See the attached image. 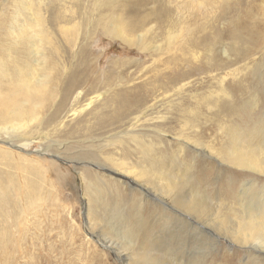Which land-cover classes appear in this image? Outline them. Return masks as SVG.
I'll return each instance as SVG.
<instances>
[{
  "label": "bare ground",
  "instance_id": "1",
  "mask_svg": "<svg viewBox=\"0 0 264 264\" xmlns=\"http://www.w3.org/2000/svg\"><path fill=\"white\" fill-rule=\"evenodd\" d=\"M161 1L163 0L129 2L127 13L131 18L126 25L128 31L124 34L119 28L107 27L102 23L106 17L102 15L104 12L108 13L109 21L114 25L120 22L118 13L114 10L117 1L97 0L98 9H102L99 12V20L103 34L118 37L121 43L130 48L135 47L138 53H146L153 47L145 38L146 29L151 21L155 23L157 18L166 16V13L158 10L159 4H163ZM200 1L202 7L208 6V0ZM150 3L153 4L154 10L149 9L144 16L139 17L141 7L149 6ZM214 4L217 16L228 26V35L234 43V47L222 50L224 56L230 51L234 57L232 60L237 66L233 73L227 74V77L231 76L233 83H228L225 88L221 81V88L216 91L215 100L214 97H205L196 104L195 108H190L185 113H172L173 116H177L172 121L180 126L176 137L178 140L175 138L173 140L177 145L172 150L169 148L170 144L168 149L163 145L160 139L163 137L162 132L158 131L146 135L132 129L122 135L106 139L108 145L120 144L122 147L121 162L112 163V160L107 158L112 163L113 170H111L114 175L128 181L133 187L144 188L145 195L141 193L138 197H134L129 193L130 197L125 204L123 198L126 196H120L117 188L112 193V186L103 182L97 175L94 178L98 179L101 186L87 182L89 201L87 207L88 212L91 213V220L97 224L100 222L103 216L101 212L109 206L104 199L105 196L110 198L113 212L121 216L122 224L119 225L126 233L125 238L132 253L121 254L120 260L133 261L135 264H211L221 250L219 239L225 238L228 243L226 251L231 253L226 261L229 258L231 260L240 258L243 264H264V104L261 98L264 97V71H261L264 67L254 63L257 51L264 50L262 40L264 34L260 29L264 26V0H214ZM26 10L22 6L16 10V14L24 13ZM25 15L26 20L17 23L13 20L7 28L2 29L4 37L0 35V54L8 52L7 58H10L7 63L5 58L0 57V138H5L1 141L3 144L20 152L28 143L40 137L48 141L46 136L35 138L33 135L35 129L42 125L39 120L41 111L54 103L61 81L59 77L63 75L59 66V52L56 49L48 53L36 49V42L42 46L47 44L43 41L46 38L42 32L38 35L39 39L37 38L33 30L40 27V23L29 18V14ZM215 20L217 24L216 16ZM97 24L99 25V22ZM232 27L233 32H231ZM181 32L185 34L188 46L194 47L188 48L189 53L197 49L216 51L221 46L222 37L226 33L224 30H219L217 25H212L206 18L202 23H192V28L168 31V40L170 42L177 40ZM183 49L184 45L180 46V53L177 54L175 51L174 54L169 55L168 62H165L169 67L166 71L153 74L152 79L156 87L152 88V92L163 88L161 80L165 79L169 85H177L194 72L199 70L210 72L215 68L211 64L208 67L205 64L200 68L193 67L192 60L182 55ZM186 68L188 71L185 73L183 71ZM83 72V69L81 72L75 69L66 85L63 88L62 84L60 85V89L63 90L56 113L66 108L64 105L74 90L87 80L77 79L79 73L84 78L86 74ZM247 81H250L248 85L245 84ZM136 88L138 91L117 94L113 101L115 105L118 104L116 109H121L120 112L112 113L107 119L99 116L93 123V129L102 131L109 126L112 127L120 120H126L135 114L129 113L132 107H136L137 110L143 107L146 98L150 97V92L144 85ZM233 92L238 95L235 105L230 99V93ZM246 105H248V113H246ZM203 107H209L212 112L208 114L211 115L214 130L220 136L218 140L220 144L203 143V133L206 128L204 125L210 119L208 115L206 116L207 113H200ZM219 109L221 113H215ZM231 113H238L236 119L243 124L248 120L251 129L244 131L236 125L237 123L235 126L232 125L233 123H224L222 120L225 116L222 115ZM244 115H247V118ZM17 143L21 146L14 145ZM203 155L212 159L214 163L209 164L197 159L198 156L203 157ZM131 156L138 157V161L132 163ZM0 159L8 162L10 157L0 153ZM10 167L18 170L16 165ZM224 167L236 170L234 175L237 183L234 191L237 194L231 196L230 200L229 197L226 199L221 195L222 190L220 191L219 187L218 175ZM24 172L29 171L24 170ZM210 175L211 184H207ZM24 190L19 185H15V179H12L10 173H6L5 176L0 173V213L5 212L9 206L15 208L14 197L17 196H21V201L28 199L27 203L30 204V196L35 190L32 181L26 182ZM148 200L154 201L152 204L155 203L153 211L149 213L152 215L156 213L158 216L156 219L160 223V229L156 232L157 237L153 235L156 220L150 225L149 220L145 218L143 219L145 221L141 222L135 217L128 218L129 214L124 217L125 210H133L135 206L139 211L146 212L145 210L152 206ZM112 244L109 242V247L114 250ZM171 244L174 247H171ZM2 248L0 241V251Z\"/></svg>",
  "mask_w": 264,
  "mask_h": 264
},
{
  "label": "rangeland",
  "instance_id": "2",
  "mask_svg": "<svg viewBox=\"0 0 264 264\" xmlns=\"http://www.w3.org/2000/svg\"><path fill=\"white\" fill-rule=\"evenodd\" d=\"M116 1L114 10L117 11L120 22L114 25L109 21L108 13L104 12L102 15H106V17L102 23L107 27L119 28L126 34L128 31L126 25L129 22L128 19L131 18L127 13V6L129 2H135V0ZM161 2L163 4H159L158 10L161 13H166V16L157 18L155 23L151 21L150 26L146 29L145 38L150 41L153 47L146 53H138L135 47L130 48L121 43L118 37L103 34L104 31L100 27L99 20V12L102 9H98L97 0H0V35L4 37L2 29L7 28L13 20L16 23L22 22L26 20L25 14H29V18L40 23V27L33 30L37 34V38L39 39L38 35L42 32L46 38L43 41L47 42L45 46L36 42V49L39 52L46 51L47 53L56 49L59 52V66L63 74L59 77L61 81L55 101L41 111L39 120L42 125L35 129L33 135L35 138L46 136L48 141L40 137L28 143L20 152L8 147L5 143L3 144L1 141H4L5 138H0V153L10 157L9 163L0 159L2 160L0 161V173L4 176L6 173H10L12 179H15V185H19L23 191L26 189L28 180L32 181L35 187L30 196V204L27 203L28 199L21 201V196H17L14 197L15 208L9 206L5 212L0 213V241L3 247L0 251V264H135L133 261L119 259L121 254L132 252H130L131 247L125 238L126 233L120 227L121 216L119 213L113 212L110 198L107 196L104 198L109 206L101 212L103 216L98 224L91 220V213L88 212L87 182L101 186L98 179L94 178L96 175L103 182L112 186V193L113 190L118 189L120 196H126L123 198L125 204L130 194H133L134 197H138L141 193L145 195L144 188L133 187L128 181L114 175L111 168L113 167L112 163L122 161V147L120 144L108 145L106 139L122 135L132 129L146 135L158 131L162 132L163 137L160 139L166 149L169 147L168 144H170L171 150L174 149L177 144L173 140L174 138L178 140L176 137L180 126L172 121L177 118L172 113H185L188 109L195 108L196 104L205 97H214L215 100V94L221 88L220 82L223 81L222 86L227 88L228 83H233L231 76L227 77V74L233 73L237 69L230 51L226 53V56L222 53L223 49L234 47V43L228 35V26L221 22V18L217 16L214 0H208V6L203 7L200 5V0H163ZM22 6L27 10L24 13L16 14V10ZM149 9L154 10L152 3L149 6H142L139 17L144 16ZM191 18L195 20H190ZM206 18L212 25H217L219 30L226 32L222 37L223 44L221 43L216 51L197 49L189 53L188 48L194 47L188 46L186 36L182 32L178 35L177 40L171 42L168 40V31L192 28V23H202ZM260 29L264 34V26ZM231 32H233V27ZM262 40L264 42V37ZM182 45H184L182 55L192 60L193 67L200 68L203 64L208 67L211 64L215 68L210 72L209 70L194 72L177 85H169L165 79L161 80L163 88L152 92V88L156 87V83H153L152 79L153 74L166 71L169 68L165 65L169 60V55L174 54L175 51L177 54L180 53ZM1 56L5 58V62L9 63L8 52L0 54ZM254 63H259L264 67V50L257 51ZM75 69L78 72L83 69V73L86 74L83 78L79 73V78L77 77L79 81L87 80L80 83V86L74 90L64 105L66 108L60 113H56L62 88ZM187 69L183 72L186 73ZM261 71L264 70L261 69ZM249 83L250 81H247L245 84ZM61 84L62 88L60 89ZM141 85H144L150 92V97L146 98L143 107L138 110L136 107H132L129 113L135 114L126 120H120L112 127L109 126L110 128L107 127L102 131L93 129V123L99 116L107 119L112 113L120 112L121 109H116L118 104L115 105L113 101L117 94L138 91L136 87ZM230 95V99L235 105L238 95L234 92ZM261 98L264 104V97L261 96ZM247 108L248 105H246ZM200 113H207L206 116L208 115L207 117L210 118L204 125L206 128L203 133V143L205 145L220 144L218 141L220 136L214 130L211 115L208 114L212 113L209 107L201 108ZM215 113H221V109ZM246 113H248V109ZM237 114L222 115L225 116L222 121L233 123L234 126L237 123L236 125H239L242 130L249 131L251 123L248 120L245 124L239 122L236 119ZM52 117L55 119L51 120ZM230 117L234 120H231ZM14 145L21 146L18 143ZM109 156H114L115 160ZM107 158L111 159L112 163ZM197 159L205 163L209 162V164L214 163L212 159L210 160L204 155L203 157L198 156ZM131 161L132 163L138 161V157H133ZM10 165L18 166V170L12 169ZM223 169L218 175L220 178L219 187L220 191L222 190L221 195L226 199L229 197L230 200L231 196L237 194L234 191L235 183H237L234 175L236 170L227 167ZM24 170L29 172H24ZM209 179H212L211 175L210 178H207V184H211ZM210 189L212 188L210 187ZM102 192H104L103 187ZM152 202L154 201L149 202L150 205ZM154 204L147 208L146 212L139 211L137 206L133 210H125L127 214L124 212V217L129 214L128 218L134 219L135 217L137 221L141 222L145 218V220H149L150 225H153L156 220L157 224L153 235L157 237L156 232L160 229V223L156 219L158 216L156 213L154 215L149 213V211H153ZM219 241L221 250L211 264H243L240 262V258L239 260L238 258L234 260L229 258L226 261V258L231 254L226 251L227 240L221 238ZM109 242L110 244L114 243L112 244L114 250L110 249ZM115 244L117 247L114 246ZM171 247H174L173 244Z\"/></svg>",
  "mask_w": 264,
  "mask_h": 264
}]
</instances>
